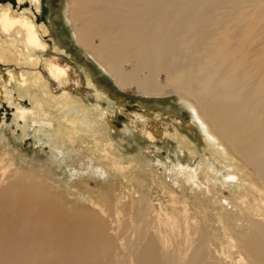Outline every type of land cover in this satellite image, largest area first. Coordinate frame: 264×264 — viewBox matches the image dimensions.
<instances>
[{
  "label": "bare ground",
  "instance_id": "obj_1",
  "mask_svg": "<svg viewBox=\"0 0 264 264\" xmlns=\"http://www.w3.org/2000/svg\"><path fill=\"white\" fill-rule=\"evenodd\" d=\"M13 4L0 3V101L14 103L23 126L53 127L48 109L66 113L68 141L87 133L110 165H93L103 180L94 191L90 164L76 166L71 203L29 172L0 187V264H264V32L253 37L264 0H68L76 46L121 92L175 97L171 111L113 100L47 41L41 0ZM122 125L150 146L174 142L167 177L180 194L164 163L140 168L144 154L116 151L111 134ZM106 212L126 218L116 241Z\"/></svg>",
  "mask_w": 264,
  "mask_h": 264
},
{
  "label": "rangeland",
  "instance_id": "obj_2",
  "mask_svg": "<svg viewBox=\"0 0 264 264\" xmlns=\"http://www.w3.org/2000/svg\"><path fill=\"white\" fill-rule=\"evenodd\" d=\"M41 1L43 5V10L41 11V15L38 19H41L40 21H44L46 27L50 31L47 37V41L50 40V42L52 41V43H56L57 47L67 51L68 55L66 56H68V58L70 59V60L68 59L69 62H71L74 65V67L77 68V71H79V73L82 74L84 69L89 70L94 80L95 81L97 80L96 82L100 85V87L109 92L113 100H117L118 98H120L121 100L124 101V104L129 105V104L137 103V104L145 105L150 110L154 109L157 111L159 110L171 111L172 110L171 107L175 106L174 102L179 104L178 102L175 101L174 99L175 97L173 96L169 98L167 97L163 101L156 99L151 100L141 97L134 91L129 90L123 93L120 90H118L111 77L103 73L101 69H99L98 66L95 64V62L91 58H89L86 55V53L80 48H78L74 43L72 37L71 24L66 20V8H67L68 0H41ZM6 2L7 4L8 3L15 4V0L13 1L0 0V3L2 4H5ZM23 7H25V4H23L20 8L22 9ZM45 10L46 13L44 12ZM262 23L264 22H261V24ZM261 32H264V26L259 29L255 28L253 37H259L258 34H260ZM125 68L126 70H130V66L128 65ZM159 80L162 84H165V78L163 76H160ZM13 91L16 95L15 97L16 99L18 97L22 98V95L20 94L21 92L17 88L14 87ZM10 103L11 102L9 101H0V154H1L0 158H2L1 161L2 166L4 164L3 166L4 179L5 177L7 178L6 179L7 181L4 180L6 182H4L3 180H1L2 182L0 181V187L8 186L9 183H11L12 181H14L15 178H17V175H20L21 173L29 172L34 174L35 176L39 175L44 179L46 177V181H48L49 187H52V189L54 187L58 189L57 193H55L58 196V199L60 201H64L65 204L68 202L71 203L70 202L71 199L70 201L66 199L67 198L66 191H68V186L70 184H71L70 186H75V184L78 183V176H77L78 174L75 172V169L78 168L84 170L85 164L87 163L90 164L91 170L89 171L90 173H88V176H90L91 179H88L86 183L89 185L92 191L98 190L100 188L101 184L103 183V180L97 178L99 177V175L97 171L93 169V165L100 164L99 167H101V169H106L105 167L109 168L108 165L110 164L104 162V160L101 159L100 155L96 150L97 147H99V145L97 146L94 143V141L91 140L90 136L87 133H86L87 135L84 132L78 133L79 135L75 134L71 142L68 141L67 138L68 136L67 134H69L68 126L64 122L65 120L63 119L66 113H59L53 111L52 109L50 110L48 109L47 111L49 113L48 123L53 122L54 123L53 127L36 125V124L35 126L29 120L26 123H24L23 126L21 123L17 122V120H15V118L10 113V108H13L14 105V103L13 104L11 103L12 105ZM176 108H178V115L181 113L182 116L183 115L185 116L184 108H181L180 106H176ZM127 128L129 127L126 125H122L121 127H119L118 133H116V135L111 134V139L114 142L113 144H115L116 151H118L121 155H126L127 157H131L137 153L140 155L141 153L144 154L143 157L146 156L145 157L146 160H143L141 158L137 159L139 164L141 162L143 163L140 164L141 166L140 168L142 167L144 168L147 164L148 166L156 169V166H158L157 164L162 162L166 165L165 166L166 172L162 170V172L164 173L161 172L162 173L161 176L164 177L165 179L167 176L169 177L168 173H170L171 170H175L178 162L174 152L175 151L174 142L172 141L166 143L162 142L163 144L160 143V144H155L154 146L153 145L150 146L143 139H139L136 136H133L128 131ZM195 128H196V136L200 135V133L197 131L196 126ZM62 131L63 133H61ZM76 135L77 137H75ZM194 137H192L193 140L195 139ZM88 146H92V147H88ZM94 146L97 147L95 148ZM148 147L150 151L149 153H146ZM6 151H8V153L12 155L10 159L8 156L6 158L4 154ZM125 152L129 154H125ZM78 158H82V160L81 159L79 160ZM73 162H78V163L77 165L73 166ZM95 162L97 164H95ZM182 163L185 164L186 166L189 165L191 167H194L196 163H198V161H196V163L188 164V162L187 161L185 162L184 160L182 161ZM80 173L82 175L85 174L82 171H80ZM130 175L131 174H128L127 177L131 178ZM139 177L144 181L146 179L149 180L147 176L145 178V176L139 175ZM176 177L177 176H175V178ZM111 180L114 181L115 179L111 178ZM167 181L168 184L171 187L173 186V189L180 194L181 191H180L179 183L173 181L171 177L168 178ZM138 184L139 183H136L135 181H131V185L129 186V189H134L139 193L140 192L142 193L141 186L140 184L139 185ZM63 198H65V200ZM67 206L69 207V205ZM106 214L107 216L103 217V219L106 221L109 227L107 233L116 241V239L120 236V234H122L121 224L124 223L126 218H123L122 215H119V217L116 218L113 217L110 218L108 217L109 213L106 212ZM118 249H119L118 251H121V246Z\"/></svg>",
  "mask_w": 264,
  "mask_h": 264
},
{
  "label": "crops",
  "instance_id": "obj_3",
  "mask_svg": "<svg viewBox=\"0 0 264 264\" xmlns=\"http://www.w3.org/2000/svg\"><path fill=\"white\" fill-rule=\"evenodd\" d=\"M181 117L184 118L185 116L184 115L183 116L181 115Z\"/></svg>",
  "mask_w": 264,
  "mask_h": 264
}]
</instances>
